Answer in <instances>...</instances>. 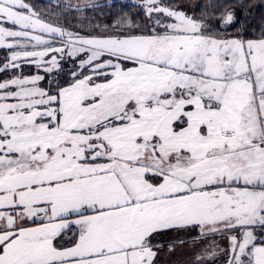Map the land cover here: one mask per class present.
<instances>
[{
    "label": "snow or ice",
    "instance_id": "6c2138e0",
    "mask_svg": "<svg viewBox=\"0 0 264 264\" xmlns=\"http://www.w3.org/2000/svg\"><path fill=\"white\" fill-rule=\"evenodd\" d=\"M113 3L0 0V264H264V0Z\"/></svg>",
    "mask_w": 264,
    "mask_h": 264
},
{
    "label": "trees",
    "instance_id": "16d2710c",
    "mask_svg": "<svg viewBox=\"0 0 264 264\" xmlns=\"http://www.w3.org/2000/svg\"><path fill=\"white\" fill-rule=\"evenodd\" d=\"M33 3H35L38 6V9L42 12L43 15H45V18L51 21H58L60 24H65V17L60 16L57 17L56 15L49 14L46 9L49 7L48 0H32ZM57 2V0H53V3ZM65 3H72L73 5L77 3H83L84 0H64ZM98 2L102 5H107L108 0H98ZM182 3H184L186 6L191 8L192 6L196 4H200L203 6L204 4H213V5H226V4H232L237 3L238 0H181ZM250 3H260L261 0H249ZM124 4H128L127 8H123ZM123 8L124 12L128 11H137L138 9L132 8V0H114L113 6L110 7H104L101 9H94L92 11L88 12H78L74 16H68L67 17V24L66 26L70 30H79L80 28H83L85 31L90 30L92 26L100 25L103 27L104 25L109 24V22L114 23L117 19L118 15L120 14L121 10ZM58 11L57 9H53V12ZM210 12H214L217 16L220 14L219 8H212L209 9ZM111 13V15L109 14ZM80 17H78V15ZM257 18H259L260 15L264 14V8H260L255 13ZM197 15H199V12H197ZM87 17V18H85ZM137 22H139V18H137ZM4 53L3 51H0V56H2ZM32 72H35L36 70L33 68L31 69ZM42 74V73H41ZM45 83V82H42Z\"/></svg>",
    "mask_w": 264,
    "mask_h": 264
},
{
    "label": "rangeland",
    "instance_id": "374dc122",
    "mask_svg": "<svg viewBox=\"0 0 264 264\" xmlns=\"http://www.w3.org/2000/svg\"><path fill=\"white\" fill-rule=\"evenodd\" d=\"M81 13V12H80ZM81 14L78 15V17H80ZM179 239H188V237H185L183 235H181L180 237H177L174 233H170L169 235L167 236H164L162 239H161V243L167 245L169 242L173 241V240H179ZM186 249L185 247H180L178 246L176 249H175V253L173 255H169L167 254V251L161 253V262L164 264L166 261L169 262V257L170 259H174L176 257H182L185 255V252H186ZM163 258V259H162Z\"/></svg>",
    "mask_w": 264,
    "mask_h": 264
},
{
    "label": "crops",
    "instance_id": "0c3cea01",
    "mask_svg": "<svg viewBox=\"0 0 264 264\" xmlns=\"http://www.w3.org/2000/svg\"><path fill=\"white\" fill-rule=\"evenodd\" d=\"M217 239H218V242H220L222 248L226 246V242L219 241V238H217ZM189 252H190V249L187 248L184 256H182V257H176L174 259H170V257H169L168 258L169 259V262L166 261L164 264H182V262L185 261L188 258ZM220 264H223V261H220Z\"/></svg>",
    "mask_w": 264,
    "mask_h": 264
}]
</instances>
